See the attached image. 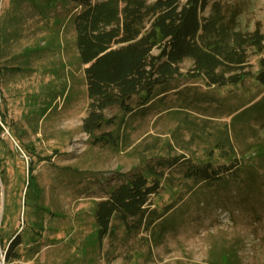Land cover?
Wrapping results in <instances>:
<instances>
[{"label": "rangeland", "instance_id": "1", "mask_svg": "<svg viewBox=\"0 0 264 264\" xmlns=\"http://www.w3.org/2000/svg\"><path fill=\"white\" fill-rule=\"evenodd\" d=\"M216 1L227 12H237L242 30L260 27L264 34V0ZM81 11L70 0H0V68L22 70L0 76L1 110L11 131L35 152V183L42 190L38 203L47 210L24 213L29 157L7 127L0 134V158L7 168L4 182L0 176V223L6 203L11 207L5 223L9 235L21 231L25 221V245L32 236L38 241L32 259L10 264H264V109L236 119L230 115L262 98L264 85L248 79L237 86L210 87L203 79L186 78L192 67L186 60L184 76L146 111L128 115L118 106L107 109L114 122L96 135L112 131L119 144H95L82 130L89 100L74 24ZM249 55V67L257 72L264 51L251 48ZM186 96H195V104L185 102ZM48 98L53 99L50 109L34 115L33 102L38 110ZM227 137L231 151L228 144L217 147ZM39 156L49 160L39 161ZM174 158L178 163L168 167ZM234 158L241 171L227 174L226 182L184 177L190 162L222 164ZM150 168L163 177L147 206L172 210L156 225L134 231L115 218L114 235L99 244L95 202L126 176ZM37 218L44 224L41 237L29 225ZM25 245L21 250L28 255Z\"/></svg>", "mask_w": 264, "mask_h": 264}, {"label": "trees", "instance_id": "2", "mask_svg": "<svg viewBox=\"0 0 264 264\" xmlns=\"http://www.w3.org/2000/svg\"><path fill=\"white\" fill-rule=\"evenodd\" d=\"M70 1L82 7V11L74 17L79 62L85 66L89 100L82 130L94 137L95 144H119V135L112 131L96 135L105 124L114 122L113 118L107 117V109L118 106L128 115L134 114L137 109L146 111L155 98L171 91V82L184 76L181 65L186 60L192 62L186 78L203 79L210 87L237 86L248 79L264 85V58L260 59V69L257 72H253L249 67V49L253 48L258 53L264 51V34L261 28L256 27L253 31L242 30L237 24V12H227L219 1ZM209 7L210 11L205 15ZM156 50L158 53H155ZM4 72L17 73L22 70L18 67L0 68V76ZM64 93L65 88L62 90L63 95ZM135 97L138 100L136 106H133L131 102ZM48 99L43 108L38 110L34 108L33 102L34 115H45L53 102V99ZM196 99L195 96L184 97V101L190 105L195 104ZM1 104L0 90V134L9 127L12 136L18 141L19 148L29 157L24 213L27 208H32L35 214L40 215L42 211L47 210L38 203L42 198V190L35 183V152L22 142L17 132L11 131L6 115L1 110ZM260 108L264 109V96L242 109L231 111L230 115L234 114L233 119H236ZM225 144H228L230 151L233 149L228 137L217 147ZM16 152L22 154L18 148ZM177 159L170 160L168 167L175 166ZM45 160L49 159L39 156V161ZM239 167L237 158L222 164L194 161L188 164L184 177L196 183L214 185L228 181L227 174L238 176L241 171ZM0 176L4 182L7 168L2 158ZM162 177L163 175L153 168L149 171H136L126 176L120 184L112 186L106 198L95 202L93 216L99 244L114 235L115 218L127 229L134 231L143 225H156L172 210L171 206H167L162 212H157L147 206L150 204V197L159 191ZM10 210L11 207L5 203L0 223V243L6 251L5 260L8 264L23 258L32 259L37 253L35 249L38 245L33 236L28 246L25 245V221L21 231L9 235L5 223ZM130 219H134L135 223L131 224ZM29 225L35 231L34 234L41 237V232L44 231L42 220L37 218ZM24 245L31 252L28 255L21 250Z\"/></svg>", "mask_w": 264, "mask_h": 264}, {"label": "built area", "instance_id": "3", "mask_svg": "<svg viewBox=\"0 0 264 264\" xmlns=\"http://www.w3.org/2000/svg\"><path fill=\"white\" fill-rule=\"evenodd\" d=\"M6 251L0 249V264H8L5 260Z\"/></svg>", "mask_w": 264, "mask_h": 264}]
</instances>
